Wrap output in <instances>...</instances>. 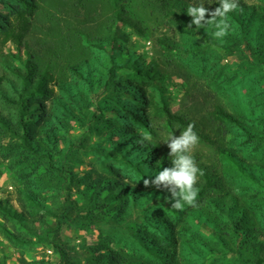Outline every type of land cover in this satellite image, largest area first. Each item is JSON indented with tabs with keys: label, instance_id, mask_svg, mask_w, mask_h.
<instances>
[{
	"label": "rangeland",
	"instance_id": "obj_1",
	"mask_svg": "<svg viewBox=\"0 0 264 264\" xmlns=\"http://www.w3.org/2000/svg\"><path fill=\"white\" fill-rule=\"evenodd\" d=\"M35 1L38 4V10L34 26L32 32L25 38L29 43L32 58L30 59L29 55L25 54L22 47L7 42L0 47L2 51L0 53V74L6 73L8 77H16L11 73V67L12 69L18 66L24 67V64H21L23 60L35 64L34 69L38 72L43 69L49 70L55 77L54 80L47 82L51 90V98L46 99V104L50 111L58 107V100L61 96H65L67 91L74 88L76 79L83 82L72 72V65L77 63L82 65L81 62L87 59L92 60L96 56L108 58L107 53L102 52L100 48L91 46L89 40L94 42L98 38H106L112 34L117 37L114 43L117 50L114 62L119 65L115 70V78L110 80L111 76L108 71L101 73L99 67L96 69L101 73V78L97 81L98 88L92 93L93 104L90 107V110L97 111L96 115H91L79 123L70 119L68 131L59 129V131L51 132L53 137L49 145L59 151L57 158L68 153L65 169L84 171L98 168L105 173L116 169L117 172L112 173V176L119 173L121 178L132 181L138 178L132 163V157L138 144L143 147L141 152L150 153L156 157V161L165 156L167 162L170 163V149L164 141L170 134L179 136L185 128L174 123L172 129L166 124L165 119L152 114L148 115L147 112L140 113L144 109V96L138 97L128 92V89L122 88L134 86L138 92L141 87H148L147 81H143L136 71L144 68L151 59L155 58L159 66L164 69L165 77L156 82L157 89H154V93H159L157 97L159 99L163 97L173 112L189 118L195 129L200 131L194 130L199 136V143L191 153L202 172L197 184H204L207 174L218 183L217 188L208 189L209 193L225 195L229 189L234 190L235 193H243L248 187L252 193L257 192L260 202H264V147L257 149L253 143L247 142V134L243 128L231 125L228 121L218 120L211 113L216 103L222 104L229 111L249 117L248 125L254 131H263L264 65L257 64L255 57L257 49L249 51L244 41H239L237 47L209 45L207 47L212 54L210 60L197 59L195 58L198 54L197 47L208 38H214L212 35L214 29L211 26L196 29L195 25L193 28H188V25L175 16L167 15L158 0H122L126 14L139 22L141 32L124 23L119 22L114 25V13L109 0H83L81 5L77 4L78 0ZM243 1L249 6H256L258 10L264 8V0ZM195 2V0H168L170 6L182 16H189L186 9L189 4L194 5ZM199 3H204V7L206 6L209 11H214L219 7L218 0H200ZM0 9L6 11L9 8L0 3ZM210 18L206 14V19ZM228 20L232 25L230 32H234L237 38V31L243 32V28L233 17L232 12L228 13ZM160 39H168L171 43L180 45L181 48L171 52L166 51ZM184 41L192 45L185 48ZM186 49H191V51ZM133 54L134 56L140 55V59L134 60ZM126 58L131 59L126 60ZM245 65L247 71L243 73ZM252 68H254L253 71L248 70ZM90 72L92 77V71ZM248 75L254 77L256 81L261 80L260 94L258 86L247 81ZM93 77L96 79L98 75L94 74ZM240 81L241 84H246L243 91H240L238 85ZM6 87L9 89V85ZM189 87L203 90L204 95L210 99L207 103L204 101L207 98L201 97L205 102L203 108L192 104V95L195 91L192 89L190 93ZM2 102L0 98V103ZM0 109L8 115L16 116L12 108L8 109L0 104ZM137 117H141L142 120ZM100 128L102 130H99ZM199 133L207 134L214 142L203 139ZM144 136H150L151 139L144 140ZM107 140L114 145V148L109 147L104 150ZM128 143L132 146L128 147ZM72 145L76 149L71 148ZM219 146L252 165L258 180L247 182L246 179L239 177L236 166L220 154ZM37 159L32 162L20 156L19 149L15 150L10 137H0L1 202L8 207L22 211L21 200L26 198L28 189L31 193L41 195L42 202L50 201L48 198L50 192L45 189H56L57 192L53 198L63 197L64 186L69 182L64 175L69 177L71 175L67 171H62L50 177L49 173H46V158L41 156ZM62 163H58V166ZM36 177L38 178L35 179ZM29 182L33 184L29 185ZM220 187L222 191L218 192ZM246 194L250 197L249 193ZM78 196V189H73L72 197L77 198ZM259 212L261 219L264 218V204ZM0 219L5 220L2 215ZM93 221L91 223L87 220L86 223L81 220L74 221L61 228L60 245L65 246L64 248L68 249L71 255L78 258L82 264L89 256L86 248L94 243L100 233H115L118 230L114 220L102 215ZM13 222H15L14 218L5 220L10 228H14ZM28 228L29 225L26 223L17 222L16 224V231L20 236H25ZM37 231L40 232V229L38 228ZM32 239L31 242L11 241L5 237L4 231L0 228L2 261L0 264L62 263L60 252L53 248L55 236H51L52 242L41 241L36 237Z\"/></svg>",
	"mask_w": 264,
	"mask_h": 264
},
{
	"label": "trees",
	"instance_id": "obj_2",
	"mask_svg": "<svg viewBox=\"0 0 264 264\" xmlns=\"http://www.w3.org/2000/svg\"><path fill=\"white\" fill-rule=\"evenodd\" d=\"M195 1L197 3L195 2L194 5L201 4L200 0ZM82 2L83 0H78L77 4L81 5ZM109 2L114 13V25L119 22L124 23L141 32L139 22L126 14L122 0H109ZM158 2L167 15L175 16L186 25L191 22L192 17L182 16L170 6L168 0H158ZM0 3L9 8L6 11L0 9V47L11 42L17 47H22L31 59L30 46L25 38L32 32L38 4L35 0H0ZM238 3L239 7L232 11V15L243 28V32L237 31V38L234 32H230L222 41L208 38L197 47L198 54L195 58L202 61L210 60L212 54L207 47L209 45L237 47L239 41H244L249 51L257 49L255 54L257 64L264 65V8L258 10L256 6H249L243 0H238ZM116 38L115 34H112L106 38H98L94 42L89 40L91 46L100 48L102 52L107 53L108 58L96 56L92 60L81 62L82 65L79 63L72 65V72L83 82L76 79L74 88L59 98L55 110H48L46 104V99L51 98V90L47 82L55 79L49 70L43 69L38 72L34 69L35 64L23 60L21 64L23 63L25 68L11 67V73L16 77H8L6 73L0 74V98L3 101L0 104L2 107L12 108L16 113V116H11L0 109V137H10L15 150L19 149V155L32 162L41 156L46 158V173H49L50 177L62 171H67L71 175V177L64 175L69 182H65L62 198H53L56 189H45L50 192L48 197L50 201L42 202L41 195L31 193L28 189L26 191L29 196L26 194V198L21 200L22 211L8 207L0 201V218L2 215L6 221L9 218L15 219L14 228H10L5 220L0 219V228L4 231L5 237L11 241L31 242L32 238L36 237L41 241L52 242L51 236H55L53 248L60 252L61 264H82L64 248L65 246L60 245L61 228L74 221L81 220L86 223L87 220L91 223L102 215L114 220L118 230L115 233H100L94 243L86 248L89 256L84 264H264V218L261 219L259 215V209L264 202H260L257 192L252 193L248 187L243 193H235L232 189L227 190L225 195L209 193L208 189L217 188L218 183L206 174V182L196 184L199 188L196 205L185 204L181 211L171 207L174 201L166 200V197H170L168 190L157 189L151 185L146 187L143 182L145 179H154L163 168L172 167L171 161L167 162L165 156L156 161L155 156L150 153L145 154V151L141 152L143 147L139 144L132 157L138 178L132 181L121 178L119 173L112 176V173L117 172L116 169H112L109 173L98 168L84 171L65 169L68 153L57 158L59 151L49 145L53 137L51 132L59 129L68 131L70 119L79 123L91 115H96L97 111L90 110V107L93 104L92 93L98 88L97 81L100 80L103 71H108L110 80H113L119 65L114 62L117 52L114 46ZM160 43L164 50L169 52L181 48L168 39H160ZM189 45L192 44L184 43L185 48ZM186 50L191 51V49ZM140 57L133 54L132 58L137 60ZM129 59L131 58H126ZM98 67L101 73L96 71ZM248 70L253 71L254 68ZM90 71L93 75L97 74L98 78L94 79L93 75L91 77ZM245 71H247L246 65L243 67V73ZM136 73L143 81H147L150 88L141 87L138 92L134 86L122 88L128 89V92L138 97L144 96V109L140 113L147 112L148 115L163 118L170 127L177 123L186 128L192 123L189 118L173 112L167 106L165 99L163 97L159 99L157 97L159 93H154V89H157L156 82L165 77V71L159 66L157 59H151ZM247 81L256 84L258 93H261L259 90L262 88L261 80L256 81L254 77L249 76ZM238 85L240 91L246 87L241 81ZM192 89L189 87L188 91L191 93ZM193 90L195 92L194 95L191 94L192 104L203 108L205 102L208 103L210 99L204 95L203 90L198 88ZM203 96L207 98L205 102ZM250 102L251 100L249 105ZM211 113L218 120L228 121L231 125L243 128L247 134V142L253 143L257 149L264 147V123L263 131L256 132L248 125L249 117L229 111L219 103L214 105ZM199 134L203 139L214 142L207 134ZM109 140L104 150L109 147L114 148ZM53 141L55 142L56 139L54 138ZM131 146L128 143V147ZM70 147L76 149L74 145ZM219 150L225 160L236 166L234 168L238 171L239 177L246 179L247 182L258 180L252 165L245 163L243 158L234 156L222 146H219ZM153 162L155 164L151 165ZM58 163L62 164L58 166ZM32 184L29 182V185ZM73 189H78L77 198L72 197ZM221 191L220 187L218 192ZM246 193H249L250 197H247ZM17 222L29 225L25 236L18 235ZM38 228L40 232L37 231ZM0 262H2L1 257Z\"/></svg>",
	"mask_w": 264,
	"mask_h": 264
},
{
	"label": "clouds",
	"instance_id": "obj_3",
	"mask_svg": "<svg viewBox=\"0 0 264 264\" xmlns=\"http://www.w3.org/2000/svg\"><path fill=\"white\" fill-rule=\"evenodd\" d=\"M219 7L214 11H209L201 4H189L187 15L192 17L188 28L194 24L196 29L211 26L214 31V38L223 40L226 37L232 25L228 20V13L239 7L238 0H218ZM242 10V9H241ZM206 14L210 19H206ZM144 140H150V136H144ZM143 141H141L142 143ZM170 149L172 167L163 168L154 179H145L144 185L155 186L157 189L163 188L170 192V197H166L171 203V207L176 210H183L185 204L195 206L199 194V188L196 187L199 176L202 175L192 153V149L199 143V136L194 131V124L190 123L179 136L170 134L166 141Z\"/></svg>",
	"mask_w": 264,
	"mask_h": 264
}]
</instances>
